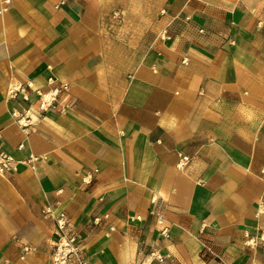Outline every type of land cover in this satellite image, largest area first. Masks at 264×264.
<instances>
[{
	"label": "crops",
	"instance_id": "1",
	"mask_svg": "<svg viewBox=\"0 0 264 264\" xmlns=\"http://www.w3.org/2000/svg\"><path fill=\"white\" fill-rule=\"evenodd\" d=\"M0 151V264H264V0H0Z\"/></svg>",
	"mask_w": 264,
	"mask_h": 264
},
{
	"label": "built area",
	"instance_id": "2",
	"mask_svg": "<svg viewBox=\"0 0 264 264\" xmlns=\"http://www.w3.org/2000/svg\"><path fill=\"white\" fill-rule=\"evenodd\" d=\"M66 90L67 86L65 84H61L60 86L54 87L48 94H41V97H43L39 100L37 111H44L47 107H49L50 100L53 96H56ZM34 160V157L29 156L26 162L30 163ZM9 162V157L0 151V172L10 168ZM186 162L187 157L181 156L180 164L182 165ZM158 222H161V220L158 219ZM57 225L60 230H63L67 225L62 214L59 215ZM161 233L165 234V229H163ZM262 243L264 245V238H262ZM50 260L52 264H89V260L84 254L83 246L74 234H63L60 238H58L52 248Z\"/></svg>",
	"mask_w": 264,
	"mask_h": 264
}]
</instances>
